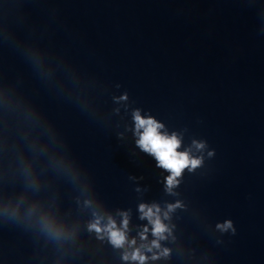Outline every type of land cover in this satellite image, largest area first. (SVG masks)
<instances>
[{"label":"clouds","instance_id":"1","mask_svg":"<svg viewBox=\"0 0 264 264\" xmlns=\"http://www.w3.org/2000/svg\"><path fill=\"white\" fill-rule=\"evenodd\" d=\"M134 120L136 123V130L139 134V139L137 140V145L145 152L152 154L157 159L159 166L169 170L171 175L167 179V185L169 190L177 183L176 177L180 176L182 171L191 166L192 168L197 167L200 164L198 159H190L187 153L178 152L177 149L180 146V141L173 135L168 137L162 135L159 129L162 127L152 118H143L140 116L139 112L134 114ZM143 131H140V130ZM171 207V206H170ZM140 210L144 217H147L151 223H153V234L163 238L162 233L165 232V226L160 222L157 217L153 220L155 212L153 208L147 207L146 205H141ZM156 211H159L156 209ZM125 226L127 225V219L124 220ZM91 228L100 231L98 222L90 225ZM221 230H228L232 228L231 221H226L222 225H218ZM107 231L110 234L111 241L116 246H121L125 241V235L119 230H115V224L110 220ZM156 245V241H153ZM158 246V245H157ZM127 255L125 259H127ZM132 259L143 260L144 257L140 255L139 251L132 254Z\"/></svg>","mask_w":264,"mask_h":264}]
</instances>
